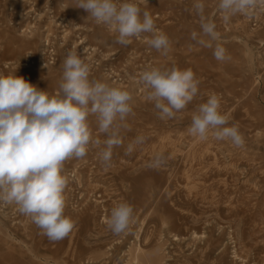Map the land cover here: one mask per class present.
I'll return each instance as SVG.
<instances>
[{
  "label": "rangeland",
  "instance_id": "374dc122",
  "mask_svg": "<svg viewBox=\"0 0 264 264\" xmlns=\"http://www.w3.org/2000/svg\"><path fill=\"white\" fill-rule=\"evenodd\" d=\"M167 1L168 0H159L157 1L156 5L151 8L152 11L149 10V12H151L152 14L157 28L161 32L166 34L170 40V49L167 55H163L161 54V52H158L148 46L147 39L150 34H142L140 37L130 38V42L126 46L117 43L116 38L118 36V32H116L114 29H110L107 25L97 24L90 16L87 17L88 13L84 9L75 7L77 0H43V2L42 0H0V74L7 75L16 72L17 76H23L25 80L35 85L38 89L48 91L50 94H55V92L59 89V84L62 79L63 60L67 56L69 50H73L75 48V51L79 53L78 55L82 54V59H86L88 58V56L91 57V55H89L88 53L89 51L86 48V44L94 45L96 47H99V49L102 48L103 51H111V54H113L110 56V58H107L106 56L101 59L103 65H101V69L104 72H106V69L109 68L113 70L109 78H106L105 80V78L102 77L100 72L97 73L98 70L93 69V72H91L92 70H90L89 78H96L95 80H103L104 82L108 81L107 83L117 87H120L123 84V87H120L123 90L131 88L130 93L133 99L130 103L133 111L124 122L126 126L121 128L120 135L122 138V145L113 148L112 162L110 167H104L101 164L98 155L99 149L94 147L89 148L84 158H71L64 162V174L68 179V184L64 193L65 198L67 196V200L65 199L66 207L64 214L75 221L73 217L69 216V210L70 208L72 209L73 201L76 200V197L80 199L79 197L82 195V193L85 196V194L87 195L89 192H92L91 190L93 189V191H97L98 194L100 192H103V194L106 195L108 204L110 206L113 205V207H115V201H122L124 199L123 201L126 200L130 202V204L134 207V211L136 209L140 211L149 210V214L151 215L150 218L153 216L154 218H158L159 214L168 217L171 212L169 211V207H166V205L164 204H166L169 200H167V198L165 197L167 196L168 198H170L171 196L169 197L168 195H166L165 191L168 194L169 189H171L169 187L172 186V180L174 182V175H176V177L179 176V179H182V177H184L182 175L184 174L183 171H186L185 167H188L187 164H190V161L187 160L188 158H186V156H188L187 154L189 153V151L191 152V150H189L190 146L188 144L192 143L193 146L191 145V148H193L194 150H198L197 148H199L202 152V148L204 150L210 151L214 146L211 152L207 151V153L201 157L200 167H203L201 170L202 172H200L199 170V172L196 173V178L194 171L193 173L190 172L191 176L194 174V177L192 176L191 179L197 180L200 177L199 180L204 185L202 189L205 194H222L221 196L226 197H224V199L233 202L235 208H237V210L235 209L234 211V222L236 225H239V223L241 224V226L239 225L240 230L243 228L241 230V234L242 236L244 235L245 237L243 236V238L247 240L246 241L244 239V241H246L244 243L247 245V247L249 246L248 249L250 251L249 256L251 260L250 263L264 264V190H262L264 189V184H262V180H264L262 179L264 178V60H262L264 56L262 55H264V53H262V55L257 54L258 49H256V45L253 43V41L250 39L248 40L242 32L234 28L235 17H233L228 23L229 27L225 28V24H223L224 21L218 10L219 0H203L205 4L204 14L209 20L216 24V30L220 36L219 40L212 42L213 48L203 47L191 39V33L193 31H196L198 33L201 31L199 25V16L196 14L195 9L193 7L197 0H169L168 2ZM135 2L141 7L142 11L146 10L145 7L148 5V3H140L139 0H135ZM162 2L163 9L165 10L161 8ZM50 4H52V6ZM140 4H142L143 6ZM154 7H156L157 10L160 7V10L163 12H159V10L157 11ZM41 8L43 9L41 10ZM260 10L264 11V8H261ZM9 11L12 12L10 13ZM153 11L157 12V14H153ZM44 12L47 13L44 14ZM40 16L44 18L42 19V17ZM53 19L56 20V22H54L55 24L52 23ZM252 24H255V22H253ZM18 25L19 31H16L18 30ZM38 25L40 26L37 27ZM47 26L49 28L51 26L52 29H49ZM46 27L50 33L48 31L47 33L46 31L44 32V29L47 30ZM66 27H69L70 31H67L68 29ZM23 28H25L26 31ZM33 28H36L37 32H39L41 35L43 34L44 37L42 39L36 37V44L27 43L26 41L20 39L21 33H27L29 29ZM71 29L74 30L72 31ZM262 31L264 30H260V32L258 33L261 34ZM46 35L49 37L48 43L53 41V44L52 42L49 44V46H51V49L49 48L47 52L41 50L39 45L42 43L41 40H45L46 42L44 44H47L48 40L46 39ZM53 35L58 38L54 37ZM94 35H99V37H102H100L99 40H95ZM80 36L84 39H82ZM63 38H65L66 41ZM204 38L207 39V37ZM73 40L76 41L74 42ZM78 41L83 46H81ZM65 43L68 44L65 45ZM217 43L221 44L223 47L226 48L228 54L231 57L230 60L226 62H220L214 58L213 49ZM42 59L44 60L41 61ZM5 61L9 63V67H7L8 63H6ZM95 61H97L96 58H93L91 59V62H89V60H86L85 62H89L88 64L90 68L91 64H93L92 62ZM14 64L16 65L14 66ZM172 66H177L180 69H191L200 81L198 91H200L199 93L203 96H199L198 93L195 97L196 99L194 98V100L192 101L193 105L189 103L187 105V108L178 112L175 118L170 120H161L158 115V110L155 109L154 105L151 102H148L146 99L148 89L141 82L140 76L145 70H150L152 67L164 68ZM130 79H132L133 81ZM133 82H136L137 86L134 84V87L136 86L137 90L135 89L136 87H133ZM120 83L122 84L120 85ZM138 83L140 84L138 85ZM125 85L126 87H124ZM141 85L142 87H140ZM202 87L205 88L203 89L204 91H206L207 89L208 92H204L202 90ZM138 88L139 90L142 88L143 91H138ZM206 94H217L218 96H220L221 110L224 109V111L222 112H224L228 117H230V123L235 122L236 124L238 121L237 125L240 131L242 132L245 141L243 147L237 148L235 146H232L230 141H218L214 137H212L211 134L209 135V138L207 140H201L202 142L197 137L195 138V136L194 138H192L193 135L188 131V129L191 124L190 121L192 112L197 107V105L194 104L206 102L208 98ZM135 95H138V98L137 96L135 97ZM142 95L144 96V98L142 97ZM193 106L195 107L192 109ZM233 108H236L237 110H234ZM233 117L237 120L233 119ZM88 119L94 138H98L103 141L106 137L103 134L99 133L98 124L95 116H89ZM137 135L146 136V142L143 145L137 146L135 151L131 155H126L127 145L131 143ZM182 138L184 145L182 148L185 149H181L182 152H185L181 154V158L179 156L177 157L178 159L175 158L174 160V158L172 157V146L174 143H179ZM177 140H179V142ZM189 140L191 142H189ZM196 140H198V142ZM162 142H166V145H164ZM197 143H199V145ZM201 145H203V147ZM207 147L209 149H207ZM155 148L157 149L155 150ZM160 148H165V150L163 149L164 152ZM159 149L162 152L159 151ZM155 152L164 153L168 160V166L165 165L166 167L164 166L159 169L150 168L147 166L149 163V160L147 158L150 159V157H153L156 154ZM215 152L216 154H214ZM210 153L216 156H213L212 158V155H210ZM203 157L204 159L206 158V161L203 159ZM231 157L234 159L231 160ZM182 158H185L186 160ZM171 159L174 160L173 163H175L176 166L171 163ZM209 159L212 161H210ZM214 159L218 160V163L216 160L214 161ZM169 160L170 163L173 165L169 163ZM220 162L222 163L220 164ZM179 163H182L181 166L179 165ZM206 164H210V166H207ZM214 165L216 166V169H214ZM137 166L139 167L138 169ZM174 166L175 168H177L173 169ZM134 167H136V170H134ZM197 167L198 166L195 165V168ZM249 168L252 172L249 171ZM172 169L173 171H171ZM178 169H180L181 171ZM217 169H219V171ZM206 170H210V173ZM221 170L224 174L220 172ZM172 172L174 175L172 174ZM205 172L209 175H207ZM225 172H230V176ZM247 172H249V174ZM199 173L202 174V176ZM179 174H181L182 176ZM204 174H206L207 177ZM221 174H223L222 177L220 176ZM231 174L233 175V179L231 178ZM243 174H246V176H243ZM203 175L206 177V180L208 179V177L210 178L206 181L207 184L204 183L205 177ZM211 175H213V178L211 177ZM227 175L229 176V178ZM237 177H239V179ZM244 177H247V179H245ZM167 178L169 179V181ZM234 178L235 180L237 179V182L234 180ZM251 178H253L254 181L256 180V183L253 182ZM170 179L172 180L170 181ZM211 179L214 182H212ZM223 182H225V186ZM245 182L247 183V185H245ZM230 183H232V186ZM243 183L245 186H247V188L243 185ZM228 184L232 187L231 190ZM240 184L243 186L242 189V186H239ZM207 185L208 187H206ZM221 186H223L222 189ZM233 186L234 188L236 187V189H238H235L233 192H231L234 189ZM218 187H220V189ZM256 187H258L259 189ZM131 188H133L134 190ZM164 188L167 189L168 192ZM227 188H229L230 191H227ZM180 189L182 188L179 186L178 190L174 189L175 191L173 190V192H170V194H174L175 192V195H177L181 192ZM256 189L258 190V192L256 191ZM182 190L183 193H180L177 196H183L186 193V190ZM252 190L254 192H252ZM206 192H209V194ZM210 192L212 194H210ZM217 192H219L220 194ZM223 192H227V194L225 195L223 194ZM175 195H173V197L176 198L177 196ZM237 196L239 197L238 199L243 198L241 199L242 201L236 200ZM238 202L240 204H237ZM162 204L163 206H161ZM253 204L255 205V207ZM259 204H261V207H259ZM186 206L189 208V210H197V213H200L201 211H206L205 209H209H195V207L193 208V206ZM249 206H251L252 208H250ZM246 207H249L248 210H245L247 209ZM215 208H218L219 212H217L220 215L222 211L224 212L222 213V216L218 214L219 217H223L225 215V208L222 204L218 205L217 207L215 206ZM238 208L240 210H238ZM241 209L242 215L240 213ZM248 211L252 213H249ZM243 212H245L247 215ZM208 214L212 215L213 213ZM248 214H250L249 217H251V220L250 218H246L248 217ZM253 214L254 216H251ZM84 217L85 219L83 221H85V223H82L83 221L80 222L83 226L80 223L78 226L77 222L75 221L76 223L74 230L66 238L60 240L59 242H50L46 236L41 234L40 229L32 223L30 217L24 216L19 213L18 207L15 204L6 205L4 207L0 206V264H89L88 260H90L89 257H92V253H102L107 250L106 244L109 242L107 238L109 237V235H111V231L106 228L101 229L96 234H93L92 228H94V217L92 216L93 218L91 219L89 213L85 214ZM236 217H239L240 219ZM87 219H89V221ZM247 220L249 221L247 222ZM243 221L245 225L243 224ZM221 223L225 222L221 220ZM81 226L82 228L80 229ZM249 226H254L253 228L250 227L253 232L250 231L251 229L249 228ZM255 226H257V228ZM245 227L246 229H244ZM259 228H261L262 230ZM255 229L258 230L256 231ZM105 230H107V233L104 232ZM251 232L253 233L252 235H254L253 237L250 234ZM88 235L92 239L95 237L94 239L96 240L93 239L89 243L86 242L82 251L79 247L80 243L78 242H80L81 240L87 241ZM71 241L73 244L75 243V245L72 244L73 247L71 246ZM93 241L96 242L94 243ZM57 247L60 251L58 255ZM76 248L77 250L80 249L81 252H84L85 254H82L83 260L81 262L78 260V255L80 254V252L77 251ZM116 250L117 253L115 252ZM120 250V248H117L113 250V252L107 253L108 255H101L100 258H109V264H125L126 252L124 253ZM253 250L255 251V253ZM73 251L75 253H73ZM254 256L257 257V259ZM198 259V256H192L191 258L194 264H202V261ZM239 261L240 264H242L241 260Z\"/></svg>",
  "mask_w": 264,
  "mask_h": 264
},
{
  "label": "clouds",
  "instance_id": "9594fccd",
  "mask_svg": "<svg viewBox=\"0 0 264 264\" xmlns=\"http://www.w3.org/2000/svg\"><path fill=\"white\" fill-rule=\"evenodd\" d=\"M77 8L97 24L118 32L116 42L127 45L130 38L150 34L149 47L167 55L170 40L161 32L149 11H142L135 0H77ZM201 31H193L191 39L213 48L220 36L216 24L205 14L203 0L194 4ZM264 8V0H219L218 10L225 23L237 15L251 17ZM86 17V18H87ZM204 37H207L205 39ZM30 55V54H29ZM217 61L231 59L225 47L217 43L213 49ZM63 73L55 94L40 90L23 76L0 74V206L15 204L20 214L30 217L41 234L50 242H59L75 228V221L64 214L65 189L68 179L64 162L84 158L90 147L99 149L104 167H110L113 148L122 145L121 128L132 113L131 93L102 80L90 79L89 65L75 50L63 60ZM148 89L151 102L161 120L175 118L194 100L199 79L191 69L152 67L140 76ZM89 116H95L99 133L106 138H94ZM188 131L200 140L209 134L218 141H230L243 147L244 137L235 123L222 112L220 97L210 94L206 102L197 105L191 115ZM147 140L137 135L127 145L126 155ZM163 153H156L148 167L159 169L167 164ZM134 207L122 201L112 208L107 227L113 235L130 229Z\"/></svg>",
  "mask_w": 264,
  "mask_h": 264
},
{
  "label": "bare ground",
  "instance_id": "6f19581e",
  "mask_svg": "<svg viewBox=\"0 0 264 264\" xmlns=\"http://www.w3.org/2000/svg\"><path fill=\"white\" fill-rule=\"evenodd\" d=\"M46 1V0H45ZM157 1H159V0H139V2L140 3H148V5L145 7V9L146 10H151V8H153V6H155L156 5V3H157ZM169 1V0H168ZM167 1V2H168ZM42 2H43V0H42ZM46 3V2H45ZM144 4V5H145ZM158 4H159V2H158ZM158 4H157V7H158ZM162 4H163V2L161 3V8L163 9V6H162ZM168 4V3H167ZM166 4V5H167ZM45 5V4H44ZM51 6H52V4H50ZM49 5V6H50ZM140 5H142V4H140ZM60 6V5H59ZM143 6V5H142ZM46 7V6H45ZM154 8H156V7H154ZM43 8H41V10H42ZM48 9V8H47ZM47 9H46V11H47ZM52 9V8H51ZM156 10H157V8H156ZM159 12L161 11L160 10V7H159ZM157 10V11H158ZM163 10H165V9H163ZM13 11V10H12ZM11 11V12H12ZM45 11V10H44ZM51 11H53V10H51ZM50 11V12H51ZM152 11V10H151ZM10 12V11H9ZM10 12V13H11ZM42 12V11H41ZM161 12H163V11H161ZM9 13V14H10ZM47 12H44V14H46ZM61 13V12H60ZM155 13V15L157 14V12H155V11H153V14ZM52 14V13H51ZM58 14V13H57ZM150 14H151V12H150ZM162 14V13H161ZM12 15V14H11ZM37 15V14H36ZM49 15V14H48ZM59 15V14H58ZM152 15V14H151ZM154 15V16H155ZM165 15V14H164ZM44 16V15H43ZM50 16V15H49ZM159 16V15H158ZM10 17V16H9ZM40 17H42V16H40ZM53 17V16H52ZM160 17V16H159ZM11 18V17H10ZM44 17H42V19H43ZM46 18H48V17H46ZM67 18V17H66ZM69 18V17H68ZM12 19V18H11ZM52 19V18H51ZM56 19V18H55ZM55 19H53V22L52 23H54V22H56V20ZM60 19V18H59ZM159 19V18H158ZM162 19V18H161ZM13 20V19H12ZM15 20V19H14ZM68 20V19H67ZM72 20V19H71ZM159 21V20H158ZM39 22V21H38ZM65 22H66V20H65ZM253 22H255V24H252ZM61 23V22H60ZM63 23V22H62ZM73 23H75V22H73ZM235 23V24H234ZM234 28L235 29H237L238 31H240V32H242L243 34H244V36L249 40H252L253 41V43L256 45V49H258V53L257 54H259V55H262V53H264V31H262L261 32V34L260 33H258V32H260V30H264V11H261L260 9H258V10H256L255 11V14L254 15H252L251 17H244V16H239V15H237V16H235V19H234ZM18 24V23H17ZM39 24H41V23H39ZM55 24V23H54ZM69 24V23H68ZM223 24H225V28L226 27H229V25H228V23H225V22H223ZM41 25H43V24H41ZM83 25V24H82ZM40 25H38L37 27H39ZM59 26V25H58ZM71 26V25H70ZM72 26H74V25H72ZM36 27V28H37ZM43 27H45V26H43ZM48 27V26H47ZM47 27H46V29H47ZM60 27H61V25H60ZM63 27V26H62ZM12 28V27H11ZM36 28H33V29H29V31L27 32V33H21V40H23V41H26L27 43H31V44H36L35 43V38L36 37H39L40 39H42L43 37H44V35L42 34H40L39 32H37V29ZM49 28V27H48ZM50 28H51V26H50ZM49 28V29H50ZM64 28V27H63ZM63 28H62V30H63ZM67 28V27H66ZM78 28V27H77ZM10 29V28H9ZM14 29H15V27H14ZM24 30H25V28H23ZM27 29V28H26ZM52 29V28H51ZM58 29V28H57ZM68 30L67 31H70L69 30V27L67 28ZM79 29V28H78ZM21 30V29H20ZM59 30V29H58ZM72 30V29H71ZM74 30V29H73ZM72 30V31H73ZM13 31V30H12ZM16 31H19V25H18V30H16ZM16 31H14V32H16ZM26 31V30H25ZM46 31V33H47V31L49 32V30L47 29V30H45L44 29V32ZM54 31V30H53ZM94 31H95V29H94ZM93 31V32H94ZM55 32V31H54ZM60 32V31H59ZM64 32V31H63ZM39 33V34H38ZM50 33V32H49ZM51 33H53V32H51ZM66 33V32H65ZM12 34V33H11ZM55 34V33H54ZM61 34V33H60ZM83 34V33H82ZM86 34V33H85ZM38 35V36H37ZM54 36V35H53ZM53 36H51V37H53ZM59 36V35H58ZM54 37H56V36H54ZM62 37V36H61ZM65 37V36H64ZM81 37V36H80ZM100 37H102V36H100ZM99 35H94V39L95 40H99ZM116 37V36H115ZM243 37V36H242ZM15 38H18V37H15ZM14 38V39H15ZM49 37L46 35V39L48 40L47 41V44L45 45L44 43L46 42L45 40L44 41H42L41 40V44H39L40 45V49L41 50H44L45 52H47L48 51V49L51 47V46H49V44L52 42V44H53V41H51L50 43H48L49 42V39H48ZM56 38H58V37H56ZM79 38V37H78ZM82 38V37H81ZM12 39V38H11ZM64 40H65V38H63ZM82 39H84V38H82ZM39 40V39H38ZM37 40V41H38ZM52 40V39H51ZM53 40H54V38H53ZM77 40V39H76ZM76 40H73L74 42L76 41ZM80 40V39H79ZM15 41V40H14ZM56 41H58V40H56ZM66 41V40H65ZM11 42V41H10ZM79 42V41H78ZM81 42H83V41H81ZM77 43V42H76ZM251 43V42H250ZM55 44V43H54ZM68 44V43H67ZM66 43H65V45H67ZM70 44V43H69ZM79 44H80V42H79ZM38 45V46H39ZM64 45V46H65ZM78 45V44H77ZM81 45V44H80ZM87 45V50L89 51L88 53H89V55H91V57H89L88 56V58H86V59H83L84 61H86V60H89V62H91V59H93V58H96V60L98 61H95V62H92L93 64H91V66H93V67H91L90 66V70H98L97 71V73H101V75H102V77H104L105 78V80H106V78H109V76L112 74V72H113V70H111L110 68L109 69H106V72H104L102 69H101V67L103 66L102 65V58L103 57H106L107 56V58L109 57L110 58V56L113 54H111V51L109 52V50L108 51H103L102 50V48H100L99 49V47H96V46H94V45H90V44H86ZM53 46H55V45H53ZM81 46H83V45H81ZM60 47V46H59ZM68 47H69V45H68ZM80 47V46H79ZM124 47V46H123ZM64 48V47H63ZM71 48V47H70ZM84 48V47H83ZM262 48V49H261ZM51 49V48H50ZM54 49V48H53ZM37 50V49H36ZM60 50V49H59ZM73 50H75V48L73 49ZM70 51V50H69ZM80 51V50H79ZM81 51H83V50H81ZM44 52V53H45ZM54 52V51H53ZM68 52V51H67ZM43 53V52H42ZM116 53V52H115ZM114 53V54H115ZM253 53H255V52H253ZM79 54V53H78ZM117 54V53H116ZM81 55V57H82V54H80ZM258 55V56H259ZM84 56V55H83ZM262 56H264V55H262ZM28 57V56H27ZM46 57V56H45ZM44 57V58H45ZM48 57V56H47ZM85 57V56H84ZM114 59V58H113ZM44 59H42L41 61H43ZM48 60V59H47ZM106 60V59H105ZM108 60V59H107ZM262 60H264V58H262ZM261 60V61H262ZM51 61V60H50ZM54 61V60H53ZM6 63H8L7 61H5ZM4 62V63H5ZM88 62V63H89ZM97 62V63H96ZM54 63V62H53ZM87 63V64H88ZM97 65H96V64ZM3 64V63H2ZM12 64H13V62H12ZM46 64V63H45ZM9 65V63L7 64V67H9L8 66ZM16 64H14V66H15ZM50 65V64H49ZM89 65V64H88ZM102 65V66H101ZM47 66V65H46ZM11 67V66H10ZM13 68V67H12ZM11 69V68H10ZM93 70L91 71V72H93ZM96 72V71H95ZM95 74V73H94ZM98 77H99V75H98ZM112 77V76H111ZM129 77H131V76H129ZM203 77V76H202ZM201 77V78H202ZM127 78V77H126ZM96 79V78H95ZM98 79V78H97ZM101 79V78H100ZM130 80H132V79H130ZM103 81V80H102ZM133 81V80H132ZM202 81V80H201ZM108 82V81H107ZM136 82H137V80H136ZM136 82L134 83L133 82V87H134V84L137 86V84H136ZM123 83V82H122ZM122 83H120V85L122 84ZM131 83V82H130ZM115 84H116V82H115ZM140 83H138V85H139ZM123 85V84H122ZM121 85V86H122ZM119 86V85H118ZM120 86V87H121ZM135 86V87H136ZM123 87V86H122ZM124 87H126V85L124 86ZM134 87V88H135ZM140 87H142V85L140 86ZM207 88V87H206ZM136 90H137V87L135 88ZM134 89V90H135ZM203 89H205L204 87H202V90ZM224 89V88H223ZM127 91H129V92H131V88H129V89H126ZM140 90H142L143 91V89L141 88ZM139 90V88H138V91H140ZM200 90H201V88H200ZM204 91V90H203ZM202 91V92H203ZM141 92V91H140ZM200 91H198V93H199ZM204 92H208V90L206 89V91H204ZM213 92V91H212ZM215 92H217V91H215ZM219 92V91H218ZM133 93H138V92H133ZM144 93V92H143ZM134 95V94H133ZM138 95H140V94H138ZM138 95H135V97L137 96V98H138ZM199 96L200 95H202V94H198ZM207 96H209L210 94H206ZM145 96H146V94H145ZM203 96V95H202ZM201 96V97H202ZM206 96V97H207ZM139 97H141V96H139ZM142 97L144 98V96L142 95ZM220 97V96H219ZM196 99V98H195ZM201 101V100H200ZM204 101H205V99H204ZM195 102V101H194ZM201 103V102H200ZM190 104H192V102H190ZM193 105V104H192ZM191 105V106H192ZM194 105H198V104H194ZM195 106H193L192 107V109L194 108ZM227 107V106H226ZM187 108V107H186ZM234 110L236 109V108H233ZM237 110V109H236ZM222 111H224V109L222 110ZM234 112V111H233ZM184 113V112H183ZM193 113V112H192ZM178 114V113H177ZM176 114V115H177ZM181 114V113H180ZM229 114V113H228ZM230 116V115H229ZM232 116V115H231ZM239 116V115H238ZM177 118H178V116H177ZM230 118V117H229ZM233 119H236V118H234L233 117ZM237 120V119H236ZM235 121V120H234ZM191 122V121H190ZM186 123H187V121H186ZM235 123V122H234ZM237 123H238V121H237ZM236 123V124H237ZM172 124H173V122H172ZM178 124V123H177ZM240 126H242V125H240ZM169 129V128H168ZM172 130V129H171ZM165 131V130H164ZM162 135V134H161ZM167 135V134H166ZM180 135V134H179ZM210 135V134H209ZM249 135V134H248ZM192 138H194V136L192 137ZM196 138V137H195ZM198 138V137H197ZM174 139V138H173ZM199 139V138H198ZM169 140V139H168ZM181 140V139H180ZM192 140V139H191ZM200 140V139H199ZM178 142H179V140H177ZM193 141H195V140H193ZM197 142H198V140H196ZM201 141V140H200ZM176 142V141H175ZM187 142V141H186ZM189 142H191L190 140H189ZM188 142V143H189ZM202 142V141H201ZM163 143V142H162ZM166 143V142H165ZM165 143H163L164 145H166ZM169 143V142H168ZM171 143V142H170ZM174 143V142H173ZM200 143V142H199ZM199 143H197L198 145H199ZM207 143V142H206ZM213 143V142H212ZM185 144V143H184ZM201 144V143H200ZM170 145V144H169ZM187 145V144H186ZM189 146H190V149L189 150H191V152L189 151V153L187 154L188 156H186V158H188L187 160H189L190 162V164L188 165L187 164V166L188 167H185V169H186V171L184 170V168H183V172H184V174H182L184 177H182V179H179L180 177L178 176V177H176V175H174L173 174V172H172V174L175 176H172V177H174V182H173V180L172 179H170V181L172 180V186H170L169 188H171V189H169V192H168V190L167 189H165V190H167V192H168V194L166 193V191H165V194L166 195H168L170 198H168L167 196L165 197V198H167V200H168V202L166 203V204H164V205H166V207H169V211L171 212V214L168 216V217H166V216H164V215H160L159 214V216H158V218L156 217V218H154V216L153 217H151L150 218V214H149V210H146V211H143V210H135L134 211V218H133V221H132V223H131V226H130V229L128 230V231H126V232H124V233H122V234H120V235H113L112 233H111V235H109V237L107 238L108 240H109V242L106 244V246H107V250L106 251H104V252H102V253H92V257H89V259L90 260H88L89 261V264L91 263V264H109V258H103V259H101L100 257H101V255H103V254H107V253H111V252H113V250H115V249H117V248H120L121 250L120 251H123L124 253L126 252V263L125 264H194L192 261L193 260H191V258H192V256H198V258L202 261V264H240V261L239 260H241V262H242V264H253V263H250V256H249V254H250V251H249V249H248V247H247V245L244 243V242H246L247 240L245 239V238H243V236H242V234H241V230L243 229H241L240 230V226H241V224L239 223V225H236L235 224V222H234V211H235V209L237 210V208H235V206H234V204H233V202L232 201H230V200H227V199H224V197L225 196H221V195H216V194H213V195H207V194H205V192L203 191V184H202V182L199 180L200 179V177L197 179V180H192L191 178H192V176L195 174V178H196V173H198L199 172V170H200V172H202L201 170H202V166L200 167V161H201V157L203 156V155H205L206 153H207V151H209V150H204L202 147H203V145H201L202 147V150H203V152L201 151V149H199V148H197L198 150H194L193 148H191L193 145H192V143H189L188 144ZM192 145V146H191ZM206 145V144H205ZM212 145H214V144H212ZM171 146V145H170ZM184 145H183V138H182V140L179 142V143H174L173 144V146H172V153H173V158H174V160H175V158H177V157H179L180 156V158H181V154L182 153H184V152H182V147H183ZM197 146V145H196ZM195 146V147H196ZM233 146V145H232ZM162 147V146H161ZM164 147H166V146H164ZM194 147V148H195ZM199 147V146H198ZM168 148V147H167ZM182 148V149H181ZM212 148V147H211ZM210 148V149H211ZM213 148H214V146H213ZM212 148V149H213ZM219 148V147H218ZM157 148H155V150H156ZM160 149H162V148H160ZM159 149V151H161ZM164 150H165V148H163ZM162 149V151L164 152V150ZM185 149V148H184ZM183 149V150H184ZM207 149H209L208 147H207ZM212 149L209 151V152H211L212 151ZM194 150V151H193ZM161 151V152H162ZM193 151V152H192ZM214 151H217V150H214ZM213 151V152H214ZM170 152V151H169ZM168 152V153H169ZM187 152V151H186ZM212 152V153H213ZM156 153V152H155ZM225 153V152H224ZM164 154V153H163ZM214 154H216V152L214 153ZM221 154V153H220ZM154 155V154H153ZM210 155H212L211 153H210ZM247 155V154H246ZM209 156V155H208ZM213 156L215 157L216 155H212V158H213ZM218 156V155H217ZM225 156V155H224ZM170 157V156H169ZM223 157V156H222ZM228 157V156H227ZM226 157V158H227ZM209 158V157H208ZM207 158V159H208ZM232 158V157H231ZM149 161L152 159V157H150V159L149 158H147ZM178 159V158H177ZM182 159H185V158H182ZM203 159H204V157H203ZM206 159V158H205ZM204 159V160H205ZM210 159H211V157H210ZM209 159V160H210ZM216 159H218V158H216ZM216 159H214V161L216 160ZM229 159V158H228ZM234 158H232L231 160H233ZM174 160H172L171 159V163H173L174 162ZM186 160V159H185ZM223 160V159H222ZM230 160V159H229ZM240 160V159H239ZM142 161V160H141ZM168 161V160H167ZM178 161V160H177ZM180 161V160H179ZM183 161V160H182ZM206 161V160H205ZM210 161H212V160H210ZM210 161H209V163H210ZM217 161V163H218V160H216ZM176 162V161H175ZM181 162V161H180ZM236 162V161H235ZM139 163V162H138ZM142 163V162H141ZM169 163H170V160H169ZM170 163V164H171ZM185 163H187V162H185ZM207 163V162H206ZM212 163V162H211ZM216 163V162H215ZM214 163V164H215ZM222 162H220V164H221ZM224 163V162H223ZM227 163H229V162H227ZM250 163H251V161H250ZM146 164V163H145ZM169 164V165H170ZM175 166H176V164L175 163H173ZM173 164H171V165H173ZM177 164H178V162H177ZM182 164V163H181ZM181 164L179 163V165L181 166ZM202 164H203V162H202ZM208 164V163H207ZM206 164V165H207ZM219 164V165H220ZM225 164H226V162H225ZM224 164V165H225ZM141 165V164H140ZM195 165H197L198 167L197 168H195ZM246 165V164H245ZM251 165V164H250ZM254 165V164H253ZM252 165V166H253ZM260 165V164H259ZM143 166V165H142ZM166 166H168V164H166ZM165 166V167H166ZM175 166H174V168L173 169H176L175 168ZM207 166H210V164L209 165H207ZM212 166V165H211ZM215 166V165H214ZM227 166V165H226ZM234 166V165H233ZM256 166V165H255ZM170 167V166H169ZM179 167V166H178ZM184 167V166H183ZM204 167H205V165H204ZM254 167V166H253ZM135 169L134 170H136V167H134ZM139 167L137 166V169H138ZM182 168V167H181ZM218 168V167H217ZM224 168V167H223ZM236 168V167H235ZM239 168V167H238ZM246 168V167H245ZM248 168V167H247ZM251 168V167H250ZM249 168V171H251V169ZM173 169L171 170V171H173ZM204 169H206V168H204ZM203 169V170H204ZM213 169V168H212ZM214 169H216V166H215V168ZM221 169V168H220ZM229 169V168H228ZM228 169H227V171H228ZM237 169V168H236ZM168 170V169H167ZM178 170H180V169H178ZM218 171H219V169H217ZM216 170V171H217ZM231 170V169H230ZM233 170V169H232ZM244 170H246V169H244ZM161 171V170H160ZM170 171V170H169ZM168 171V172H169ZM175 171V170H174ZM181 171V170H180ZM193 171H194V174L191 176L190 174V172H192L193 173ZM205 171V170H204ZM207 171V170H206ZM215 171V172H216ZM226 171V172H227ZM236 171V170H235ZM239 171V170H238ZM207 172H209L210 173V170L209 171H207ZM212 172V171H211ZM214 172V171H213ZM220 172H222L223 173V171L221 170ZM225 172V173H226ZM232 172V171H231ZM252 172V171H251ZM175 173V172H174ZM179 173H181V172H179ZM206 173V172H205ZM219 173V172H218ZM230 173V172H229ZM229 173H226V174H228L229 175ZM236 173V172H235ZM248 174H249V172H247ZM168 174H170V173H168ZM172 174H170V175H172ZM177 174H178V172H177ZM200 174V173H199ZM207 174V173H206ZM206 174H204V175H206ZM212 174V173H211ZM224 174V173H223ZM223 174H221L220 176L222 177V175ZM247 174V175H248ZM179 175H181V174H179ZM181 175V176H182ZM201 176H202V174H200ZM203 175V176H204ZM207 175H209V174H207ZM207 175H206V177H207ZM215 175H216V173H215ZM227 175V176H228ZM232 175V174H231ZM234 175H236V174H234ZM251 175V174H250ZM168 176V175H167ZM213 175H211V177H212ZM230 176V175H229ZM229 176H228V178H229ZM243 176H246V174L244 175L243 174ZM257 176V175H256ZM171 177V178H172ZM194 177V176H193ZM205 177V176H204ZM203 177V178H204ZM206 177H205V180H204V183L205 184H207V180L208 179H210L209 177H208V179L206 180ZM218 177V176H217ZM225 177V176H224ZM223 177V178H224ZM236 177V176H235ZM240 177V176H239ZM239 177H237L238 179H239ZM258 177H259V175H258ZM213 178V177H212ZM214 178H215V176H214ZM219 178V177H218ZM223 178H221V179H223ZM231 178L233 179V175L231 176ZM243 178V177H242ZM245 178V177H244ZM260 178H262V177H260ZM168 179V178H167ZM220 179V178H219ZM231 179V180H232ZM245 179H247V177L245 178ZM244 179V180H245ZM252 180H253V178H251ZM262 179H264V178H262ZM82 180V179H81ZM212 180V179H211ZM217 180V179H216ZM228 180V179H227ZM226 180V181H227ZM234 180H235V178H234ZM237 180V179H236ZM235 180V181H236ZM243 180V181H244ZM261 180V179H260ZM167 181V180H166ZM168 181H169V179H168ZM218 181V180H217ZM247 181V180H246ZM249 181V180H248ZM103 182V181H102ZM212 182H214L213 180H212ZM237 182V181H236ZM252 182V181H251ZM253 182H255L256 183V180L254 181L253 180ZM258 182V181H257ZM76 183V182H75ZM84 183V182H83ZM211 183V182H210ZM216 183V182H215ZM215 183H213V184H215ZM228 183V182H227ZM246 183V182H245ZM259 183V182H258ZM208 184H209V182H208ZM223 184H224V186H225V182H223ZM231 184V186H232V183H230ZM249 184V183H248ZM262 184H264V180H262ZM117 185V184H116ZM121 185V184H120ZM169 185H170V183H169ZM243 185H244V183H243ZM245 185H247V183L245 184ZM244 185V186H245ZM86 186V185H85ZM125 186V185H124ZM166 186V185H165ZM168 186V185H167ZM179 186L182 188V189H184V190H186L184 193L186 194H184L183 196L182 195H180V196H177L178 194H180V193H183L182 191V189H180L181 190V192L180 193H178L177 195H175L176 193L174 192V194L172 193V194H170V192H173V190L174 189H177L178 190V188H179ZM210 186V185H209ZM218 186V185H217ZM228 186H229V184H228ZM231 186H229L230 187V190H231ZM239 186H242L241 184L239 185ZM251 186V185H250ZM260 186V185H259ZM258 186V187H259ZM206 187H208V185L206 186ZM214 187V186H213ZM222 187L223 186H221V189H222ZM246 188H247V186H245ZM258 187H256V188H258ZM219 189H220V187H218ZM233 188H234V186H233ZM243 188V186L241 187V189ZM250 188V187H249ZM81 189V188H80ZM131 189H133V188H131ZM207 189V188H206ZM216 189V188H215ZM236 189V187L231 191V192H233L234 190ZM238 189V188H237ZM236 189V190H237ZM251 189V188H250ZM259 189V188H258ZM122 190V189H121ZM134 190V189H133ZM229 190V188H227V191H230ZM262 190H264V189H262ZM75 191V190H74ZM80 191H82V190H80ZM92 192H89L87 195L85 194V196L83 195V193H82V195L79 197L80 199H78V197H76L75 199V201H73V205H72V209L70 208V215L69 216H71V217H73L74 219H75V221L77 222V225L79 226V223L80 222H82L84 219H85V214H90V218L92 219L93 217V222H94V228H92V231H93V234L95 233H98L101 229H106V228H108L107 227V221H108V219H109V217H110V214H111V210H112V208H113V205H109L108 204V200H107V198H106V195L105 194H103V192H100L99 194H98V192L97 191H93V189L91 190ZM101 191V190H100ZM175 191V190H174ZM193 191H195V192H193ZM218 191V190H217ZM223 191V190H222ZM251 191V190H250ZM249 191V192H250ZM256 191L258 192V190L256 189ZM85 192V191H84ZM176 192H178V191H176ZM212 192V191H211ZM210 192V194H212ZM221 192V191H220ZM225 192V191H224ZM223 192V194H227V192L226 193H224ZM238 192V191H237ZM252 192H254L253 190H252ZM86 193V192H85ZM114 193V192H113ZM206 193H208L209 194V192H206ZM217 193H219V192H217ZM251 193V192H250ZM256 193V192H255ZM77 194V193H76ZM170 194V195H169ZM220 194V193H219ZM229 194V193H228ZM231 194V193H230ZM237 194V193H236ZM261 194V193H260ZM259 194V195H260ZM65 195V194H64ZM116 195V194H115ZM173 195H175V196H177L176 198L175 197H173ZM232 195V194H231ZM256 195V194H255ZM70 196H72V195H70ZM76 196V195H75ZM228 196V195H227ZM238 196H239V194H238ZM237 196V199L236 200H241V199H243V198H241V199H238L239 197ZM85 197V198H84ZM123 197V196H122ZM132 197V196H131ZM257 197V196H256ZM66 198H67V196H66ZM65 198V199H66ZM71 198V197H70ZM69 198V199H70ZM226 198V197H225ZM73 199H74V197H73ZM162 199V198H161ZM234 199H235V197H234ZM246 199H247V197H246ZM67 200V199H66ZM121 200V199H120ZM124 200V199H123ZM122 200V201H123ZM233 200V199H232ZM122 201H115V203H116V205L118 204V203H120V202H122ZM126 201V200H125ZM242 201V200H241ZM128 202V201H127ZM143 202V201H142ZM130 203V202H129ZM250 203V202H249ZM114 204V203H113ZM220 204H222L223 206H224V208H225V215L223 216V217H219V210H218V208L216 209L215 208V206L217 207L218 205H220ZM237 204H240L239 202L237 203ZM246 204V203H245ZM245 204H244V208H245ZM75 205V206H74ZM115 205V206H116ZM144 205V204H143ZM186 205H190V206H193V208L195 207V209H203V208H209L208 210L207 209H205L206 211H201L200 213H197V210L196 211H194V209H192V207H191V209L192 210H189V208L186 206ZM248 205V204H247ZM246 205V206H247ZM254 205V204H253ZM260 206L259 207H261V204H259ZM161 206H163V204L161 205ZM257 206H258V204H257ZM256 206V207H257ZM4 207V206H3ZM220 207V206H219ZM243 207V206H242ZM250 208H252L251 206H249ZM248 207V208H249ZM254 207H255V205H254ZM13 208V207H12ZM151 208V207H150ZM247 208V207H246ZM248 208L247 209H245V210H248ZM222 209H223V207H222ZM238 210H240L239 208H238ZM244 210V211H245ZM250 210V209H249ZM258 210H259V208H258ZM156 211V210H155ZM218 211V212H217ZM251 211V210H250ZM262 211V210H261ZM157 212H158V210H157ZM168 212V211H167ZM189 212H191V213H189ZM196 212V213H195ZM249 212V211H248ZM2 213V212H1ZM5 213V212H4ZM165 213V212H164ZM208 213H213L212 215L211 214H208ZM222 213H224L223 211H222ZM222 213H221V215L220 216H222ZM237 213V212H236ZM235 213V214H236ZM240 213H241V215H242V209H241V211H240ZM243 213H245V212H243ZM249 213H252V212H249ZM219 214V215H218ZM246 214V213H245ZM5 215V214H4ZM247 215V214H246ZM249 215L250 214H248V217H246V218H250V220H251V217H249ZM262 215V214H261ZM93 216V217H92ZM238 216V215H237ZM251 216H254V214L253 215H251ZM256 217V216H255ZM86 218H87V215H86ZM236 218H239V217H236ZM235 218V219H236ZM245 218V219H246ZM90 219V220H91ZM240 219V218H239ZM88 221H89V219H87ZM86 220V221H87ZM221 220H223L225 223H221ZM243 220V219H242ZM92 221V220H91ZM246 221V220H245ZM249 220H247V222H248ZM75 222V223H76ZM93 222H92V225H93ZM236 222V223H237ZM246 222V223H247ZM251 222V221H250ZM254 222V221H253ZM82 223H85V221H83ZM91 223V222H90ZM252 223V222H251ZM81 224V223H80ZM243 224L245 225V223H244V221H243ZM82 225V224H81ZM91 225V226H92ZM83 226V225H82ZM82 226L80 227V229L82 228ZM248 226V225H247ZM246 226V227H247ZM23 227V226H22ZM93 227V226H92ZM246 227L244 228V229H246ZM250 227H252V226H249V228ZM254 227V226H253ZM252 227V228H253ZM256 228H257V226H255ZM248 228V227H247ZM251 229V228H250ZM259 229H261V228H259ZM76 230V229H75ZM88 230V229H87ZM248 230V229H247ZM247 230H245V231H247ZM256 230V229H255ZM258 230V229H257ZM256 230V231H257ZM262 230V229H261ZM260 230V231H261ZM90 231V230H89ZM107 230H105L104 232H106ZM250 231H252V229L250 230ZM259 231V232H260ZM75 232V231H74ZM103 232V231H102ZM253 232V231H252ZM250 233L251 235L253 234V233ZM107 233V232H106ZM106 233H103V234H106ZM247 233V232H246ZM255 233V232H254ZM78 234V233H77ZM108 234H109V232H108ZM249 234V233H248ZM256 234V233H255ZM91 235V234H90ZM100 235V234H99ZM85 236V235H84ZM95 236V235H94ZM106 236V235H105ZM254 235H252V237H253ZM245 237V236H244ZM250 237V236H249ZM251 237V238H252ZM72 238V237H71ZM84 238V237H83ZM91 237H89V235H88V237H87V241H85V240H81L80 242H78V243H80L79 244V247H80V249L83 251V247H84V244L87 242V243H89V242H91L93 239L91 238ZM247 238V237H246ZM86 239V238H85ZM98 239V238H97ZM244 239L246 240V241H244ZM250 239V238H249ZM253 239V238H252ZM70 240V239H69ZM94 240H96V239H94ZM104 240V239H103ZM254 240V239H253ZM98 241V240H97ZM106 241V240H105ZM250 241H252V240H250ZM73 242H74V240H73ZM94 243L96 242V241H93ZM255 242V241H254ZM253 242V243H254ZM249 243V242H248ZM257 243V242H256ZM255 243V244H256ZM72 241H71V246H72ZM105 244V243H104ZM73 245H75V243L73 244ZM95 245V244H94ZM250 245V244H249ZM257 245V244H256ZM58 246V245H57ZM123 246V247H122ZM73 247V246H72ZM77 247V246H76ZM94 247V246H93ZM252 247V246H251ZM254 248V247H253ZM255 248H256V246H255ZM65 249V248H64ZM69 249V248H68ZM80 249H78L77 250V248H76V250L77 251H79L80 252V254L78 255V253H77V255L79 256L78 257V260L81 262L82 260H83V258H82V254H84V252H81V250ZM105 249V248H104ZM60 250H61V248H60ZM73 250V249H72ZM93 250H94V248H93ZM251 250V249H250ZM254 251V250H253ZM116 253H117V250L115 251ZM60 253V251H59V248L57 247V255ZM73 253H75L74 251H73ZM254 253H255V251H254ZM253 254V253H252ZM77 255H76V258H77ZM85 255V254H84ZM108 255V254H107ZM252 256V255H251ZM75 257V256H74ZM118 257H119V254H118ZM255 257V256H254ZM262 257V256H261ZM71 258V257H70ZM117 258V257H116ZM256 259H257V257H255ZM254 258V259H255ZM198 259V260H199ZM115 260V259H114ZM239 261V262H238ZM255 261V260H254ZM199 263H201V262H199Z\"/></svg>",
  "mask_w": 264,
  "mask_h": 264
}]
</instances>
